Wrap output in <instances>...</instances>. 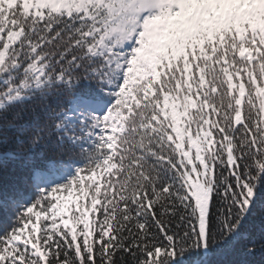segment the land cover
I'll list each match as a JSON object with an SVG mask.
<instances>
[{"label":"snow or ice","instance_id":"6c2138e0","mask_svg":"<svg viewBox=\"0 0 264 264\" xmlns=\"http://www.w3.org/2000/svg\"><path fill=\"white\" fill-rule=\"evenodd\" d=\"M0 216V264H264V0H0Z\"/></svg>","mask_w":264,"mask_h":264},{"label":"trees","instance_id":"16d2710c","mask_svg":"<svg viewBox=\"0 0 264 264\" xmlns=\"http://www.w3.org/2000/svg\"><path fill=\"white\" fill-rule=\"evenodd\" d=\"M58 195L60 196L62 202L67 203V200H68L67 197L72 195L73 197L77 198L78 192L76 189H73L71 193L66 194V192H62V193H59ZM81 200H82V197H81ZM41 222L44 223L43 220ZM2 224H3V217L0 216V226H2ZM257 226H259V220L257 221Z\"/></svg>","mask_w":264,"mask_h":264},{"label":"rangeland","instance_id":"374dc122","mask_svg":"<svg viewBox=\"0 0 264 264\" xmlns=\"http://www.w3.org/2000/svg\"><path fill=\"white\" fill-rule=\"evenodd\" d=\"M66 194H68V193L66 192ZM67 198H68L67 203H69V204H72V202L75 201V199H76L72 195L68 196ZM72 206L74 207L75 205L73 204Z\"/></svg>","mask_w":264,"mask_h":264}]
</instances>
